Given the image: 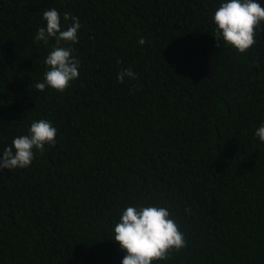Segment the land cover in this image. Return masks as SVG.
<instances>
[{"label": "trees", "instance_id": "16d2710c", "mask_svg": "<svg viewBox=\"0 0 264 264\" xmlns=\"http://www.w3.org/2000/svg\"><path fill=\"white\" fill-rule=\"evenodd\" d=\"M222 2L0 0V153L33 121L57 129L30 167L0 170V264H122L115 224L149 205L187 242L156 264H264V23L247 52L218 47ZM52 8L81 23L62 93L35 88Z\"/></svg>", "mask_w": 264, "mask_h": 264}, {"label": "clouds", "instance_id": "9594fccd", "mask_svg": "<svg viewBox=\"0 0 264 264\" xmlns=\"http://www.w3.org/2000/svg\"><path fill=\"white\" fill-rule=\"evenodd\" d=\"M60 12L55 8L46 10L43 19L46 27L37 30L35 40L47 45L55 39L52 51L45 64L48 66L43 82H37L35 88L44 91L50 87L57 92H64L71 82L79 77L80 61L74 55L71 45L79 42L78 31L81 28L79 18L64 13L65 22L71 21L66 30H62ZM213 21L216 26L217 46L221 39L240 53L247 52L256 43V30L264 23V7L257 0H226L216 9ZM62 42L69 44L61 46ZM140 38L138 43L145 44ZM119 63V62H118ZM135 79L132 69H122L117 76L119 83L125 78ZM57 129L48 120L33 121L27 135L13 139L12 145L0 153V170L25 169L31 166L36 151H46L45 145L55 147ZM255 135L264 142V122ZM186 211H191L187 209ZM114 241L126 252L122 264H156L167 260L173 252H179L187 246L184 234L171 217L170 211L163 206H128L123 210L114 227Z\"/></svg>", "mask_w": 264, "mask_h": 264}]
</instances>
